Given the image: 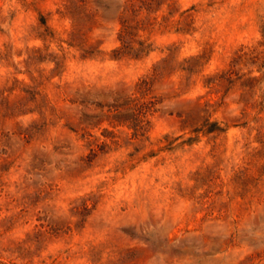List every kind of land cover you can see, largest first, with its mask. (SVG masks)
<instances>
[{"label": "rangeland", "instance_id": "obj_1", "mask_svg": "<svg viewBox=\"0 0 264 264\" xmlns=\"http://www.w3.org/2000/svg\"><path fill=\"white\" fill-rule=\"evenodd\" d=\"M0 264H264V0H0Z\"/></svg>", "mask_w": 264, "mask_h": 264}]
</instances>
